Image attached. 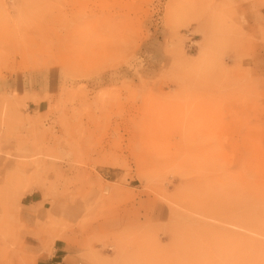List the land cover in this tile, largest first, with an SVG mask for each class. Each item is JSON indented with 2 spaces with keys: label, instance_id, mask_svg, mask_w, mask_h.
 <instances>
[{
  "label": "rangeland",
  "instance_id": "1",
  "mask_svg": "<svg viewBox=\"0 0 264 264\" xmlns=\"http://www.w3.org/2000/svg\"><path fill=\"white\" fill-rule=\"evenodd\" d=\"M63 231L86 264H264V0H0V264Z\"/></svg>",
  "mask_w": 264,
  "mask_h": 264
},
{
  "label": "crops",
  "instance_id": "2",
  "mask_svg": "<svg viewBox=\"0 0 264 264\" xmlns=\"http://www.w3.org/2000/svg\"><path fill=\"white\" fill-rule=\"evenodd\" d=\"M41 84V77L39 75L28 74L27 77L21 78V82L18 83L17 88H20L23 94H36L39 96L43 90ZM16 86L17 84L15 87ZM43 102L44 100L32 101L35 106H41ZM41 201L42 197H40L37 192H31L23 197L22 205L24 208H28L26 211H29V207L31 208ZM44 207L49 210V213L54 219L56 218L58 221L70 223H76L77 220H80L85 210L81 203L76 202L72 204L64 199H57L49 205L45 204ZM40 251L41 249H38L34 252L42 255L40 259L44 261L45 264H86V260L84 259L86 251L83 246L75 239L73 242L69 241L66 232L55 241L51 254Z\"/></svg>",
  "mask_w": 264,
  "mask_h": 264
}]
</instances>
